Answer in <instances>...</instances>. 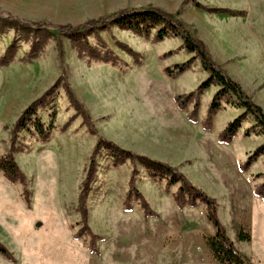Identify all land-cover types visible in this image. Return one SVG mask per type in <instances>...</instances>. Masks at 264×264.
<instances>
[{"label": "rangeland", "instance_id": "rangeland-1", "mask_svg": "<svg viewBox=\"0 0 264 264\" xmlns=\"http://www.w3.org/2000/svg\"><path fill=\"white\" fill-rule=\"evenodd\" d=\"M197 3L242 15L209 12ZM150 6L182 20L206 44L216 64L264 109V0H0V14L30 23L79 24ZM155 32L144 37L111 25L75 39L56 30H22L0 22V58L13 41L17 45L12 61L0 64V156L10 150L11 131L23 109L57 84L47 105L38 109L47 138L32 123L30 131L18 134L13 155L26 184L9 181L0 170V242L13 257L0 254V264H221L207 242L216 230L207 219L206 205L180 207L174 199L173 210L167 195L174 198L180 184L167 188L165 179L153 180L139 162L113 166L107 149L95 158L97 170L86 200L88 229L83 228L79 195L100 138L177 167L217 200L226 233L249 264H264V199L255 192L256 184L264 181V175L255 178L264 173V154L248 170L241 169L264 135H245L256 123L248 114L230 143L219 138L222 145L211 148L209 161L193 160L189 123L203 125L219 87L203 91L198 120H190L195 99L182 110L175 96L195 91L209 73L196 58L183 74L167 76L165 67L194 53L172 34L155 40ZM118 41L140 53L141 60ZM88 47L109 52L117 57L116 64L91 59ZM66 85L97 133L71 103ZM222 105V116L215 123L218 112L213 120L219 135L244 112L226 100ZM134 168L136 186L152 215H145L133 194L128 198ZM241 230L250 235L249 241H240Z\"/></svg>", "mask_w": 264, "mask_h": 264}, {"label": "trees", "instance_id": "trees-1", "mask_svg": "<svg viewBox=\"0 0 264 264\" xmlns=\"http://www.w3.org/2000/svg\"><path fill=\"white\" fill-rule=\"evenodd\" d=\"M197 4L198 6L207 9L209 12L242 15L241 12H233L228 8L205 7L200 3ZM0 22H3L6 26H10L15 29L56 30L60 34L69 35L75 39L81 35L97 31L98 29L107 28L111 25H117L121 28L132 30L134 33L144 37H149L152 29H155L156 32L154 39L157 41H162L172 34L175 37L181 38L185 49L190 53H194V55L185 62L165 67V74L169 77H177L183 74L191 68L196 58L200 59L203 69L209 73V76L198 85L195 91L175 96V101L177 102L178 107L182 110L187 109L191 100L195 99L193 109L189 111L188 117L190 120L197 122L199 117L200 95L211 86H218L219 89L216 91L210 102L207 117L203 120V127L207 130L212 128L214 117L223 108V100H226V103L228 104L243 108L244 112L230 121L220 133L219 138L222 142L230 143L233 140L248 114L254 117L256 123L246 129L245 135L249 136L251 133L264 135V109L262 106L257 104L252 99V96L242 88L239 82L232 79L218 64H216V62L212 59L206 44L194 36L182 20L176 18L174 14L165 11L162 8L150 6L145 9H122L113 14L101 16L97 19H90L79 24H56L47 22L30 23L20 19H14L12 17H5L1 14ZM119 44L129 54H131L136 61L141 60L142 55L140 53L134 51L125 43L119 42ZM16 48V42L13 41L8 46L5 54L0 58L1 65H7L12 61ZM83 49H85V47L80 48L79 50L82 51ZM87 51L91 59L103 62L111 61L113 64H116L117 57H114L109 52L102 53L95 47H88ZM56 86L57 84L46 90L40 97L35 99L30 105L23 109L20 117L12 128L10 150L5 155L0 156V170L11 182H20L23 185L26 184V176L18 166L13 155L17 149L16 142L18 134L22 130L30 131L29 124L32 123L41 138H47L49 131L40 121L38 117V109L47 105V102L50 100L49 97ZM66 90L71 103L78 109L79 113L84 116L88 129L92 133H97V130L92 122V118L86 112V109L79 104L77 98L67 85ZM101 149H107L109 151V154L112 157L113 166L121 165L126 160L139 162L153 180L156 181L165 179L167 188L180 184L179 189L174 193V199L178 206L184 207L186 205H196L197 202H202L206 205L207 219L212 223L216 230L215 235L210 236L207 239L214 259L221 264H249V259L236 248L234 242L226 233L225 226L218 214L219 205L215 198L191 182L177 167L172 166L169 163L153 159L149 156L137 154L131 150L124 149L117 143L105 138H100L94 147V151L91 155L90 168L83 181L79 195V211L84 223L83 228L88 229L89 213L86 206V200L90 192V184L93 181L97 170L95 158ZM263 154L264 142L247 157L246 161L241 165V169L243 171L248 170L249 167ZM137 175L138 170L134 168L129 181L130 189L128 198L130 200V197L133 194L135 198L139 199L145 215H152L154 211L147 199L136 186ZM263 175L264 173H259L255 175V178H259ZM24 192L27 194L29 199L28 190L25 189ZM255 192L259 197L264 199V181L256 184ZM81 233L82 230H80L79 234ZM238 238L241 241H249L250 235L241 230L238 233ZM92 249L96 250L95 244H93ZM0 254L8 259H13L12 252L1 242Z\"/></svg>", "mask_w": 264, "mask_h": 264}, {"label": "crops", "instance_id": "crops-1", "mask_svg": "<svg viewBox=\"0 0 264 264\" xmlns=\"http://www.w3.org/2000/svg\"><path fill=\"white\" fill-rule=\"evenodd\" d=\"M205 113L204 110L200 112ZM223 113H218L215 119L218 121V119L222 116ZM241 114V113H240ZM239 115V114H237ZM235 115V116H237ZM234 116V117H235ZM190 124V133L188 137V148L189 152L193 155L191 157L193 160L198 162H207L211 158L210 150L213 146H215L217 149L222 144L219 142V132L220 129L217 130L216 125H213V128L210 130H205L203 128V125L201 122L198 123H189ZM227 124L222 127L223 129L226 127ZM166 203L169 207H171L173 210L177 209V205L174 201V198L172 195H167ZM238 236V235H237ZM241 241V240H240Z\"/></svg>", "mask_w": 264, "mask_h": 264}]
</instances>
